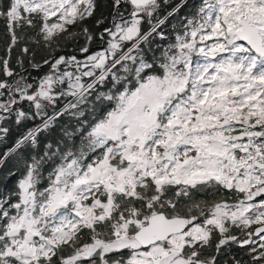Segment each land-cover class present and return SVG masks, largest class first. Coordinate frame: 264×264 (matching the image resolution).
<instances>
[{"label": "snow or ice", "instance_id": "snow-or-ice-1", "mask_svg": "<svg viewBox=\"0 0 264 264\" xmlns=\"http://www.w3.org/2000/svg\"><path fill=\"white\" fill-rule=\"evenodd\" d=\"M171 2L0 0V264H264V0Z\"/></svg>", "mask_w": 264, "mask_h": 264}, {"label": "trees", "instance_id": "trees-1", "mask_svg": "<svg viewBox=\"0 0 264 264\" xmlns=\"http://www.w3.org/2000/svg\"><path fill=\"white\" fill-rule=\"evenodd\" d=\"M199 0H187V2L184 4L183 7H181L177 13L173 14L172 16L168 17L166 20V32H170L172 29V26L177 24L178 21L180 20L181 17H184L188 14H190V10L194 7V5L199 4ZM177 3H180V0H172L171 4L165 8H161L159 11V15L161 18H163L167 12L171 11L173 7ZM123 10V9H122ZM128 11H130V7L128 6ZM92 21H89L91 23ZM6 29L3 26V23L0 22V55H5L4 48L6 47L7 43V37L5 36ZM78 43H83L81 41H78ZM99 40L97 43L93 46V48L100 47ZM65 52L67 53H74V48L71 42L68 43V46L66 48H63L62 52L60 54H64ZM78 54V53H75ZM80 55V54H79ZM15 56H16V51L14 50L13 52V60L12 63L14 64L15 62ZM39 70L37 69H31V74L33 76H36L38 74ZM43 74V73H39ZM25 107H27V104L25 103ZM33 123L28 122L24 123L22 122L20 125H17L14 122V117L11 118L10 123L7 125L9 128V136L6 138L8 146H11L12 143H14L15 139L19 137L21 132H24L27 130V128L32 127ZM12 172L14 173L13 175H9V173ZM24 174V169L22 167H17L15 166L12 161H8L4 166H0V188H5L7 190H13L15 188V185L22 177ZM45 182H42V185Z\"/></svg>", "mask_w": 264, "mask_h": 264}, {"label": "flooded vegetation", "instance_id": "flooded-vegetation-1", "mask_svg": "<svg viewBox=\"0 0 264 264\" xmlns=\"http://www.w3.org/2000/svg\"><path fill=\"white\" fill-rule=\"evenodd\" d=\"M255 226H253L252 230L254 231ZM233 235H240L239 230H234L233 231ZM254 240L257 241V246L259 243V237H253ZM248 248L245 246L243 248H241L238 245L232 244L229 245L228 249L225 252V255L223 257H221V259H227L229 256H235L238 259H243L245 261H250V257L248 255H246L245 253H247ZM125 255H127V253L125 252Z\"/></svg>", "mask_w": 264, "mask_h": 264}, {"label": "rangeland", "instance_id": "rangeland-1", "mask_svg": "<svg viewBox=\"0 0 264 264\" xmlns=\"http://www.w3.org/2000/svg\"><path fill=\"white\" fill-rule=\"evenodd\" d=\"M200 2H201V0L198 1V3H200ZM129 7H130V11H131V6L129 5ZM55 21H56V17H52L50 22H55ZM106 40H107V36L105 37V43H103V44L99 43L100 47L92 48V51L94 52V51H97V50H101L103 47H106L107 46L106 45ZM80 41L83 42L82 39ZM164 43H167V41H164ZM68 54H73V53H68ZM76 55L78 56V58L83 59V55L82 54L79 55V53H78ZM10 121H11V118H9V120L6 121V122L0 123V126L7 127V125L10 123Z\"/></svg>", "mask_w": 264, "mask_h": 264}]
</instances>
